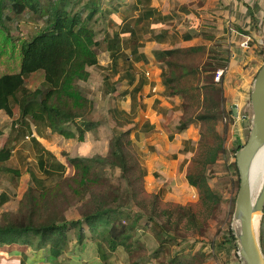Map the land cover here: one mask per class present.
<instances>
[{
	"label": "trees",
	"instance_id": "16d2710c",
	"mask_svg": "<svg viewBox=\"0 0 264 264\" xmlns=\"http://www.w3.org/2000/svg\"><path fill=\"white\" fill-rule=\"evenodd\" d=\"M150 1L134 0L123 10L120 0L111 6L104 0H0V27L31 28L27 34L19 32L26 35L20 45L19 70L0 75V111L11 119L7 141L0 146V171L21 176L20 169L8 162L13 143L24 135L34 136L25 134L32 130L33 121L78 141H84L87 132L110 118L115 123L105 155L70 156L63 152V158H58L36 137L30 138L43 176L29 170L31 181L18 209H0V264H91L86 255L90 243L95 244L100 264H208L213 253L205 252L208 241L204 239H211L213 221L219 223L216 233L222 235V242L236 240L231 217H226L225 223L221 219L222 196L210 184V174L226 151L232 122L222 79H214L216 71L229 61L223 41L215 40L210 47L194 44L152 51L162 69L165 95L180 97L172 108V112L180 111L178 123L171 126L166 120L163 127L170 137V131L179 133L191 125L198 128V140L183 148L193 153L186 179L197 190L196 201L165 200L162 192L146 189L147 168L132 138L134 116L118 107L98 110L100 95L92 97L81 83L91 78L92 67L101 68L98 56L106 51L112 63L104 72L110 87L104 89L105 94L113 92L116 81L123 78L129 84L137 81L135 92L142 88L147 77L137 70L136 63L147 64L148 58L140 49L141 40L149 33L162 42L168 33L156 32L151 26L162 14ZM133 11L137 15L130 21ZM98 16H107L111 31L96 29ZM196 32L192 29L183 37L192 39ZM201 32L205 40L213 41L211 34L204 29ZM38 77L41 81L34 85ZM158 112L164 117L168 114L163 108ZM233 165L238 170L236 161ZM239 182L238 178L237 187ZM9 198L0 191V208ZM71 208L79 215L69 217ZM141 228L158 242L152 251L148 247L146 251L136 235ZM119 248L128 253L124 262L114 261ZM140 248L145 253H136Z\"/></svg>",
	"mask_w": 264,
	"mask_h": 264
},
{
	"label": "crops",
	"instance_id": "0c3cea01",
	"mask_svg": "<svg viewBox=\"0 0 264 264\" xmlns=\"http://www.w3.org/2000/svg\"><path fill=\"white\" fill-rule=\"evenodd\" d=\"M150 6L162 14L161 18L152 20L151 26L156 32L167 30L168 33L162 42L152 39L151 35L147 34V46L151 48L150 53L147 51L148 62L147 64L136 63L139 67L137 70L146 75L147 82L138 92H135L134 87L137 81L129 84L125 78L118 80L114 84L116 89L113 92L105 94L102 90L98 94L100 101L96 103V106L102 103L100 108L103 107L108 111L118 107L135 116L134 121L138 128L136 127L134 136L137 141L139 139L142 147L140 150L143 152L147 168L146 189L150 192H162L165 200L185 204L196 201L198 198L196 188L186 179L187 163L193 153L191 150L183 151L186 143L194 144L198 140V129L191 125L179 133L170 131L172 132L170 137L169 131L163 127V122L166 120H170L171 126L178 123L180 111L172 112V108L180 102V97L165 95L160 75L162 69L152 51L194 44H207L210 47L215 40L223 41V49L229 51V61L222 77V86L225 107L233 119L229 125L225 148L235 149L236 152L249 135L248 129L252 117L250 95L256 74L264 64V51H262L264 49V0H151ZM192 29L197 31L196 34L192 39H185L183 37L185 32ZM201 29L211 34L213 41L205 40ZM246 36L250 37L248 48L241 46V41ZM98 58L102 69L92 67L91 73L93 74V69H97L106 77L105 68L112 63V60L106 51H101ZM107 80L106 77V84ZM114 80L113 78L112 81ZM107 97L110 98L109 101H105ZM158 108L166 109L170 119L159 113ZM143 125L147 128L143 129ZM114 126V120L110 118L108 123L95 128V135H92V131L87 132L84 141L69 139H75L81 143L79 149H84V156L96 153L105 155L109 149ZM49 150L52 151V149ZM212 231L214 232L211 228V235H214ZM236 245L229 241H220L218 245L213 246L208 243L204 250L212 251L213 254L207 263L243 264L236 254Z\"/></svg>",
	"mask_w": 264,
	"mask_h": 264
},
{
	"label": "rangeland",
	"instance_id": "374dc122",
	"mask_svg": "<svg viewBox=\"0 0 264 264\" xmlns=\"http://www.w3.org/2000/svg\"><path fill=\"white\" fill-rule=\"evenodd\" d=\"M120 1L124 5L122 7L123 10L127 9L125 8L126 6L131 7V4L133 2V0H120ZM104 3H109V5L111 6L116 3V0H104ZM131 13L133 14L132 16L130 15L131 16V18H129L130 21H132L134 17L137 15V12L135 11ZM107 19H108L107 16H98V20L95 24V27L98 31H103V29L106 30V28H108V30L110 31L112 30L111 29L112 27L108 26L107 24ZM22 26H20V29L16 27H12V26H9L8 28L0 27V75L6 72H15L19 70L20 45H21V41L26 37V35L23 36V34L19 35V32L20 30H23L27 34V32L31 30V28L27 27L26 25H24L23 27ZM101 36H102V32L98 34V37H101ZM141 41L143 44L140 49L141 51H144L147 54V51L149 52L151 49L149 46H147V39L143 38ZM262 51H264V49H262ZM100 59L103 60L101 56H100ZM121 64L122 66L126 65L120 62V65ZM137 69H139V67H137ZM40 81H41V78L38 77L36 78L33 84L37 85L38 83H40ZM81 83L83 86L86 87V89L88 90L89 94L92 97L97 96L99 93H101L102 90L110 88L108 86V81L106 84V77H104L102 72H100V70H97V69H93V74L89 81H83ZM28 85L30 87H33L30 84ZM109 100L110 98L107 97V100L105 101H109ZM106 107H107V104H106ZM99 108L100 106H98L97 109L99 110ZM14 111L17 117L18 107L16 105L14 106ZM10 122H11V119L9 118V116L4 111H0V146H2L7 141L8 134L10 132ZM125 126H126L125 124L121 125V127H125ZM136 127H137V124H136ZM142 128L146 129L147 127L143 125ZM31 129L32 130L30 131L29 130L25 131L26 132L25 134L33 133L34 136H30L31 139L32 137H36L45 147H47L48 149H52V151H54V153H56L58 157L63 158L62 156L63 152H67L70 156H84L83 154L84 149H79L80 148L79 145L81 143L78 142L77 140L66 138L57 133H52L45 126L38 124L34 121L32 122ZM249 129H248V132H249ZM95 130L96 129L91 130L93 133L92 135L96 134ZM228 130H229V126H228ZM134 132L132 134V138L136 146L135 151L140 152L141 156L143 157V152L142 150H140L142 149V147L139 143V139L137 141V138L134 136L135 135ZM227 136H228V131H227ZM30 138H26V136L24 135L17 142L15 141V143H13L14 146H13L12 157L8 162L9 165L18 167L20 169L21 176L17 177L7 172L0 171V191H5L10 197L9 201L6 202L0 208L1 211H5V210L16 211L18 209L19 200L23 194V191L26 188V186L29 184V182L31 181L30 175L28 173L29 170H33L38 177L43 176V174H41L38 168L36 156L34 152V146ZM226 140H227V137H226ZM147 146L150 147L149 145ZM188 146H193V145L188 144ZM151 148H153V146ZM143 160L145 161L144 157H143ZM234 161H236L235 149H226V151L220 155L216 169H214L213 172L210 174L211 176L210 184L213 187V189H215L218 193H220V195L222 196V200H223L222 208L220 209L221 219L224 218V223H225L227 221L226 219L228 217H231V223H230L231 228H232V220H233V212L235 208L236 196H237L238 189H239V186L237 187L239 172L236 169V166L233 165ZM70 172H71V168L69 169L68 167L67 174H69ZM48 182L50 183L51 181L48 180ZM233 199H235V201H233ZM67 213L69 217H75L79 215L76 208H71ZM263 217H264V214L261 217L260 224L258 227V232H259L260 243L264 249V220H263ZM218 225H219L218 222L216 223L215 221L212 222L211 227H212V230H214V232L213 231L212 232L215 234L213 236L211 235V237H209L211 239L209 240L204 239L208 241L209 244L218 245L219 242L221 241L220 239L222 235L218 236L216 233V231L218 230ZM224 225L226 226V224ZM136 235L141 237L143 244L146 246V249H145L146 251H147V247H148V250L152 251L157 246L158 242L145 229L143 228L138 229L136 232ZM180 243H183V242L181 241ZM234 244H237L236 240L234 241ZM145 250L140 248L136 253H145ZM86 255H88L89 258L92 260L91 264L92 263L94 264L102 263L101 259L98 256L95 244L90 243L87 245ZM113 257H115L114 261H118V259L119 260L121 259V261L124 262L128 258V253L123 248H119ZM88 263L86 261L84 264H88Z\"/></svg>",
	"mask_w": 264,
	"mask_h": 264
},
{
	"label": "water",
	"instance_id": "95a60500",
	"mask_svg": "<svg viewBox=\"0 0 264 264\" xmlns=\"http://www.w3.org/2000/svg\"><path fill=\"white\" fill-rule=\"evenodd\" d=\"M252 118L246 142L235 152L239 172V189L233 212L232 230L237 251L243 264H264V251L258 227L264 214V179L253 198L251 166L260 148L264 146V64L256 74L250 95ZM259 217L258 225L255 218Z\"/></svg>",
	"mask_w": 264,
	"mask_h": 264
},
{
	"label": "bare ground",
	"instance_id": "6f19581e",
	"mask_svg": "<svg viewBox=\"0 0 264 264\" xmlns=\"http://www.w3.org/2000/svg\"><path fill=\"white\" fill-rule=\"evenodd\" d=\"M251 186L253 198L258 194L264 179V146L257 152L251 166ZM259 217L255 218V224L258 225Z\"/></svg>",
	"mask_w": 264,
	"mask_h": 264
},
{
	"label": "built area",
	"instance_id": "2783aa9c",
	"mask_svg": "<svg viewBox=\"0 0 264 264\" xmlns=\"http://www.w3.org/2000/svg\"><path fill=\"white\" fill-rule=\"evenodd\" d=\"M249 41H250V37L249 36H246L242 41H241V46L242 47H245V48H248L249 47ZM224 71H225V68H219L217 71H216V74H215V81L216 82H220L223 74H224ZM252 118V117H251ZM31 135H26V138H30ZM236 254L238 255V251L236 250ZM239 256V255H238Z\"/></svg>",
	"mask_w": 264,
	"mask_h": 264
}]
</instances>
